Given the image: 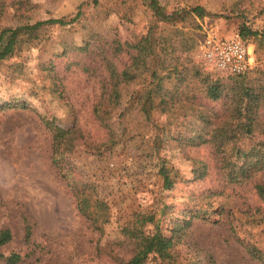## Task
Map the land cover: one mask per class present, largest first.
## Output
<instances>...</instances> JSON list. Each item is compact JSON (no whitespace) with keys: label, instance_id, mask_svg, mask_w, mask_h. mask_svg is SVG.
Instances as JSON below:
<instances>
[{"label":"rangeland","instance_id":"1","mask_svg":"<svg viewBox=\"0 0 264 264\" xmlns=\"http://www.w3.org/2000/svg\"><path fill=\"white\" fill-rule=\"evenodd\" d=\"M23 1L28 3L24 17L7 7L0 30L55 19L66 25L32 31L13 56L0 61V233H11V240L0 245V264L13 252L22 256L18 264H117L112 256L118 254L117 242L124 240L121 228L135 213H155V222L169 235L177 220L212 210L210 216L216 218L221 206L230 211L235 236L224 216L218 224L194 219L175 248L179 263L260 264L236 237L264 246V221L255 213L258 209L264 219V201L255 188L264 185V171L243 185H227L211 147L187 143L191 129L204 119L202 109L168 114L155 109L147 119L137 106L143 88L135 83L122 87L119 105L105 125L95 118L94 106L108 81L104 58L116 72L129 64L128 47L138 45L153 23L146 6L140 0ZM159 2L168 13L192 10L197 37L210 31L231 37L241 26L264 32V0ZM157 32L171 35L169 28ZM247 41L253 64L243 80L258 88L264 86V43L259 47ZM117 44L122 52L114 55ZM180 64L194 66L224 86L236 79L206 68L197 47L181 55ZM197 96L215 112H222L228 102L226 96L218 101ZM52 125L64 132L77 128L82 134L60 162L65 177L51 163ZM195 161L208 167L201 180L193 178ZM160 163L177 172L171 189L162 187ZM69 184L87 186L107 205L109 219L101 232L78 213ZM27 225L31 245L24 244ZM153 228L148 224L146 231ZM145 264L161 263L151 256Z\"/></svg>","mask_w":264,"mask_h":264},{"label":"trees","instance_id":"2","mask_svg":"<svg viewBox=\"0 0 264 264\" xmlns=\"http://www.w3.org/2000/svg\"><path fill=\"white\" fill-rule=\"evenodd\" d=\"M140 1L149 10L153 23L138 45L128 47L132 50L130 62L120 72H116L110 59L104 58L108 81L103 97L94 106L95 118L105 125L119 105L122 87L135 83L143 88L137 106L147 119H150L155 109L163 114L202 109L204 119L191 129V137L187 143L193 147H211L215 167L227 185L236 186L249 182L257 173L264 171V86H251L243 80L244 74L230 75L236 76V79L229 86H224L218 81H209L194 66L189 68L187 64H180V56L198 47L204 37H197L192 31L193 28L194 31L197 29L191 15L193 11L183 9L168 13L159 0ZM97 3L98 0H93V4ZM7 7L13 8L19 17H24L28 3L23 0H0V17ZM55 24L66 25L63 20L55 19L0 30V61L13 56L25 39H29L32 31L44 25ZM160 27L169 28L171 35L157 34ZM234 37L246 43L248 39H252L259 47L264 43V32L254 31L246 26L239 27L236 35L223 38ZM112 49L114 55L122 52L120 44ZM197 93L211 101H218L226 96L228 102L222 112H215L198 102ZM50 133L51 163L61 173L60 162L81 141L82 134L77 128L64 132L53 125ZM207 171V164L201 161L193 163L194 179H203ZM158 174L164 189H171L177 182V172L162 163L159 164ZM61 175L65 177L62 173ZM69 187L75 196L78 213L94 230L101 232V226L109 219L107 205L96 200L87 186L69 184ZM255 188L264 201V185L259 184ZM211 212H194L188 218L177 220L169 230V235L162 233L160 225L155 222V213H135L121 228L124 240L117 242L118 254H113L112 259L117 264H145L153 256L161 264H180L175 248L194 219L218 224V217L224 216L228 220L232 235L235 236V228L229 218L230 211L221 206L216 218H211ZM255 213L264 221L258 209ZM148 224L154 226L152 232L146 231ZM23 239L25 245L32 244L28 225L24 228ZM236 239L250 259L264 264V246L260 247L237 237ZM10 240L11 233L8 230L0 233V245ZM4 260L6 264H18L22 256L13 252L4 257Z\"/></svg>","mask_w":264,"mask_h":264},{"label":"built area","instance_id":"3","mask_svg":"<svg viewBox=\"0 0 264 264\" xmlns=\"http://www.w3.org/2000/svg\"><path fill=\"white\" fill-rule=\"evenodd\" d=\"M202 64L219 74L240 75L253 64L250 44L241 39L223 38L215 32H206L197 47Z\"/></svg>","mask_w":264,"mask_h":264}]
</instances>
